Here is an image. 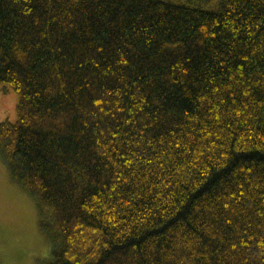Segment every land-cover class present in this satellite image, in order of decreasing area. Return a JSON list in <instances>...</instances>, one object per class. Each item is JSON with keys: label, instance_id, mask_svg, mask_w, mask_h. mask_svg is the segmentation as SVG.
<instances>
[{"label": "trees", "instance_id": "1", "mask_svg": "<svg viewBox=\"0 0 264 264\" xmlns=\"http://www.w3.org/2000/svg\"><path fill=\"white\" fill-rule=\"evenodd\" d=\"M0 84L45 264H264V0H0Z\"/></svg>", "mask_w": 264, "mask_h": 264}, {"label": "rangeland", "instance_id": "2", "mask_svg": "<svg viewBox=\"0 0 264 264\" xmlns=\"http://www.w3.org/2000/svg\"><path fill=\"white\" fill-rule=\"evenodd\" d=\"M6 87V88H5ZM16 93L0 84V121L16 120ZM37 201L10 177L0 156V264H45L51 242Z\"/></svg>", "mask_w": 264, "mask_h": 264}]
</instances>
